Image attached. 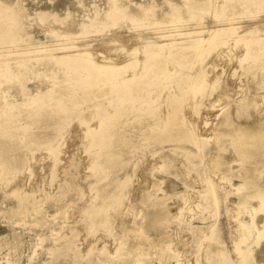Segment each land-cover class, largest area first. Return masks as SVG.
I'll use <instances>...</instances> for the list:
<instances>
[{"label": "rangeland", "instance_id": "1", "mask_svg": "<svg viewBox=\"0 0 264 264\" xmlns=\"http://www.w3.org/2000/svg\"><path fill=\"white\" fill-rule=\"evenodd\" d=\"M59 1L0 0V264H119L161 247L177 264H237L234 241L246 231L251 239L263 214L253 206L264 167L232 135L236 124L264 129L262 60L244 67L264 56V0L227 14L211 2L152 26L86 13L70 34L64 19L87 2ZM248 40L261 46L236 67ZM145 41L189 44L163 48L154 67L140 57ZM81 50L95 63L110 57L118 83L63 59ZM252 245L261 264L264 235ZM208 248L220 254L206 260Z\"/></svg>", "mask_w": 264, "mask_h": 264}, {"label": "bare ground", "instance_id": "2", "mask_svg": "<svg viewBox=\"0 0 264 264\" xmlns=\"http://www.w3.org/2000/svg\"><path fill=\"white\" fill-rule=\"evenodd\" d=\"M59 2H61V3H59ZM59 2H56L57 4L55 3L56 6L59 4H63V6L67 5V4H70V5L73 4V7H75L74 0H60ZM77 2H79V0ZM86 2H87V6H88V9L86 11H82V10H80V8H76L74 12L77 11V13L72 18L67 17L64 19L65 24H68V26L66 25V29H65L66 33L70 34L71 32H75L76 26L80 25L79 22L83 23V20L85 18H87L85 16L86 13H88L87 14L88 16L97 17L98 19H106V18H108V16L111 18H117L121 15L132 14L137 18L144 17V18L149 19V21L152 20L151 25H149V26H152L154 24V22H162L164 20L169 19L170 17L171 18L172 17H185L186 15L190 14L191 10L204 9L211 2H215V6L219 8V10H217V12L222 11L223 13L227 14L231 11H233L234 13H241L245 9L252 11L254 9L253 7L256 5V3L261 2V1H259V0H141V1H138V0H96L94 3V1H92V0H86ZM95 5H97V7H95ZM67 10H66V12H67ZM147 11L151 13V17L150 16L148 17V15L146 16ZM51 14H53V13H51ZM69 14H70V12H69ZM64 16H65V14L63 15V17ZM26 18L27 17L25 15L18 16V20L20 19V21H22ZM62 18H61V21L63 20ZM149 21H148V23H149ZM47 27H48V25H47ZM64 28H60L61 31H63ZM49 29H50V26H49ZM51 29H53V28H51ZM55 29L58 30L57 28H55ZM186 33L190 34L191 32L186 31L184 33V35ZM199 41L203 42L202 40H199ZM185 44H189V42L186 41L184 43V42L174 41L170 47H165V46H161V45H156V41H152V42L151 41H145V45L143 46V50L141 52L140 57L144 58L148 62L153 61L154 65H152V66L156 67L159 59L162 56L161 51L163 50V48H167V50H168L169 48L176 47V46H183ZM193 44H194V47H191V49H190V50H192L191 54L192 55H200L202 51H200L199 49H196L200 46L199 43L195 42ZM207 44H213V42L208 41ZM244 46H245V51H243V54L241 55V57L239 59H237L238 64L236 65V67L238 65H241L242 59L247 58L248 56L249 57L252 56L254 54V52L256 51V49L261 46V43L258 44L256 47L252 43L251 40H248L244 43ZM23 50H25V49L24 48L23 49H16L15 54H17V55L25 54L26 55L27 51H23ZM81 51L82 52L78 51V54H69L66 57H63V59H67V58L79 59V60L83 61V63H82L83 66L91 74L96 75V77L100 81L102 79L103 80L110 79L113 84L118 83L120 76L117 74L118 71L114 70V66H116V63H112L110 61L111 60L110 57H105L106 55L103 56L104 54L103 55L97 54V57H100L102 60L100 61L99 58H97L98 59L97 61H100V63H95L92 60L93 55L88 52L89 50L87 52H86V50L85 51L81 50ZM187 51L188 50L184 49V50H181L180 52L179 51L176 52L177 54H175V55H177V56L183 55L184 53H188ZM7 53H9V52H7ZM123 54H124V57L127 56L125 59H127V58L133 59L134 58L133 57L134 56V50L133 49L125 51V53H123ZM189 54H190V52H189ZM122 55H120V56H122ZM118 56H119V54H118ZM54 60H55L54 57H50V59H48L46 66L47 67H48V65L51 66L53 63H50V62H53ZM120 60H124V59H120ZM257 60H262V63L258 65L257 69L259 68V70H263L264 69V56L261 59V57L258 55H254L251 62L248 63L244 67L246 69L253 68L256 65L255 62H257ZM121 62L122 61H119L117 63L118 67L122 66L121 64H119ZM139 63L141 64L139 68L144 67L145 70H148L147 66L146 65L144 66V61H141ZM2 64H3V61L1 62V65ZM132 66L134 67V69H136V67H137L136 62H134L132 64ZM125 70L129 71V74L133 78H137L136 72H134L133 70H131L129 68H125ZM124 75H126V74H124ZM12 85H16V84L12 83ZM126 85H129V83ZM216 100L217 99H215L213 101H216ZM4 103H5V101L2 98H0V106H3ZM211 104H213V102ZM213 106H214V104L212 105V107ZM236 129H237L236 130L237 132L232 135V143L235 145L236 148L241 149L243 151V154L247 155L248 157L253 158V164L258 165L259 167H264V129L261 131H257V130L251 131V130H246V129L243 130L237 124H236ZM241 129L243 131L246 130V132H243ZM248 137H252L251 138V140H252L251 148L246 146L247 143H249V141L247 140ZM258 198L259 199L255 203V205L253 206V209L255 211L261 210L263 214L260 216H257L255 218V219H259L256 223L253 222L252 238L250 239L248 237V236H250V234H248V231H246V232H243L240 234V237L238 238V240L234 241V243H235L234 247H235L236 252L238 253L237 264H258L257 258L255 259L254 255L252 256V254H251L250 247L252 248V246H253L252 244H254V245L257 244L260 241V237H262L264 235V192H261L259 194ZM25 202H26V199H23V198L20 199V204H24ZM90 210L91 209H85V212H87L88 214H92ZM157 221H159V219ZM72 244H73L72 241H70L68 243L69 246H71ZM262 251L264 252V248ZM149 254H150V252H149ZM213 254H220V251L216 250V249L208 248V251L206 252L207 256L205 257V259L209 260L210 258H213ZM134 259H135L136 264H153L154 259L159 260L160 261L159 264H177L179 262L177 254L166 251L165 249H163L161 247V248L156 249L155 253H153L152 255H148V254L143 253V252H137V253H133L132 255H127L123 260L120 261L119 264H134L133 263ZM225 262L227 264H230L228 259H226ZM261 264H264V259H263V262Z\"/></svg>", "mask_w": 264, "mask_h": 264}]
</instances>
